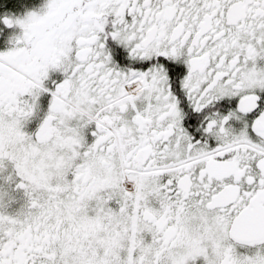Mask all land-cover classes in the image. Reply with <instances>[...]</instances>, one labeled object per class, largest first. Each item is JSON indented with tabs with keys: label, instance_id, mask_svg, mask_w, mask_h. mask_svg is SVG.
I'll return each mask as SVG.
<instances>
[{
	"label": "snow or ice",
	"instance_id": "obj_1",
	"mask_svg": "<svg viewBox=\"0 0 264 264\" xmlns=\"http://www.w3.org/2000/svg\"><path fill=\"white\" fill-rule=\"evenodd\" d=\"M0 264H264V0H0Z\"/></svg>",
	"mask_w": 264,
	"mask_h": 264
}]
</instances>
